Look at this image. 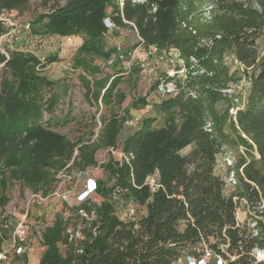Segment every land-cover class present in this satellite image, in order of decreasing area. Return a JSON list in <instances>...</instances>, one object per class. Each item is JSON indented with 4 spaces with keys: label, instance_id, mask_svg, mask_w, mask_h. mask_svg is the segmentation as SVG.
Instances as JSON below:
<instances>
[{
    "label": "trees",
    "instance_id": "1",
    "mask_svg": "<svg viewBox=\"0 0 264 264\" xmlns=\"http://www.w3.org/2000/svg\"><path fill=\"white\" fill-rule=\"evenodd\" d=\"M29 3L0 0V14L23 11ZM108 7L114 27L136 28L141 45L177 49L186 74H165L154 83L159 88L164 79L175 86L163 91L164 123L157 126L156 117H145L122 142L123 156L111 155L101 164L107 178L95 179V192H103V200L94 204L89 197L57 213L49 230L41 228L45 249L39 263L176 264L180 257L201 258L209 248L216 256L211 264L218 256L228 264H264L253 254L256 248L264 250V53L257 44L264 34V0H65L37 13L29 21L34 35L82 36L73 61L86 72L81 79L87 101L97 106L125 99L118 88L120 77L102 75L96 62H108L114 54L105 41ZM9 31L0 20V36ZM228 49L235 50L251 83L246 103L235 112L230 103L224 110L217 107L230 101L229 89L236 81L225 60ZM44 65L31 52L0 49L2 207L10 200L6 190L12 181L46 197L55 191L59 172L97 166V150L116 149L130 117L129 110L112 112L101 124L98 141H71L53 128L60 119L56 108L69 87L43 74ZM145 102L142 96L133 105ZM191 144V151L182 154ZM227 144L245 149L229 167L237 179L229 194L225 180L215 173L216 156ZM153 174L158 175L155 190L147 182ZM242 200L255 222L252 228L236 218ZM120 203L137 209L122 218ZM4 240L0 235V248ZM200 242L209 245L193 249Z\"/></svg>",
    "mask_w": 264,
    "mask_h": 264
},
{
    "label": "rangeland",
    "instance_id": "2",
    "mask_svg": "<svg viewBox=\"0 0 264 264\" xmlns=\"http://www.w3.org/2000/svg\"><path fill=\"white\" fill-rule=\"evenodd\" d=\"M65 0H30L28 7L23 10H11L5 15L10 18V33L0 37V49H19L25 52H31L39 56L45 65L41 72L51 79H59L69 87L67 94L61 99L60 104L55 111V120L53 128L64 134L73 142L79 140L98 141L101 124L104 118L109 117L112 112L126 114L129 110L130 117L135 118L134 125L125 124L118 135V147L111 150L109 147H100L96 152L97 166L91 167L83 174L77 169L60 175V180L53 194L48 197L35 196L33 190L19 181L10 182L6 193L10 200L2 207L0 212H7L16 220L22 219L28 212V217L33 223L41 226L43 231H47L53 224L57 213L64 210H70L79 205L84 198L89 195L83 193L89 188L91 181L99 178H107V172L102 169L101 164L107 161L111 155L121 158L122 142L132 134L140 125L145 117H156L155 124L161 126L167 112L161 109L163 99V90L155 88L154 83L160 78L177 76L183 78L186 74L184 61L179 57L177 49L171 48L168 51L160 50L157 47H145L140 44V38L136 30L131 26L121 28L110 27L105 35L107 48L114 51V61H106L104 58H97L96 62L102 66V75L114 77L118 75L120 82L118 88L125 94V99L121 104L99 106L89 103L86 99V88L82 82L81 74H85L81 68H76L73 57L76 54L78 46L82 43L81 35L72 36H40L30 32L29 21L40 12H47ZM113 14L111 7L107 8V18ZM111 25V23H110ZM260 52L264 53V34L257 40ZM120 45L121 50L118 49ZM121 53L124 55L121 56ZM57 56L55 61H49L48 58ZM225 60L230 70L234 73L236 81L231 83L229 89L230 101H220L217 107L224 110L230 103L231 112H235L237 107H242L248 98L251 90V83L245 74L244 65L236 58L235 50L228 49L225 54ZM250 71V70H249ZM0 67V76H1ZM92 76L89 75V78ZM161 80L166 88H173L174 85ZM146 96V102L140 103L137 107L133 105L138 98ZM194 147L193 144L185 147L181 153L186 154ZM245 155L243 146L227 144L223 150L217 154V164L215 173L221 176L226 182L225 193L229 194L233 190V181L229 173V162L233 166ZM230 160V161H229ZM104 198L103 192H93L90 194L92 203L99 204ZM240 218L244 220L243 225L252 228L253 221L247 212V206L242 200L239 204ZM137 205L129 203L127 205L119 204V214L122 218H128L133 215ZM68 214V211H67ZM210 242L215 238L211 237ZM209 245V242L197 243L194 248H202ZM32 256L42 254L45 246L39 238L33 236ZM226 248L224 245H222ZM191 248L185 250L189 252ZM253 254L264 260V251L256 248ZM15 264H26V260H15ZM181 264H189L184 260Z\"/></svg>",
    "mask_w": 264,
    "mask_h": 264
},
{
    "label": "built area",
    "instance_id": "3",
    "mask_svg": "<svg viewBox=\"0 0 264 264\" xmlns=\"http://www.w3.org/2000/svg\"><path fill=\"white\" fill-rule=\"evenodd\" d=\"M0 20L4 21L5 24L10 27L11 20L8 18L7 15L5 14H0ZM111 23V25H110ZM107 25L108 27H113L114 24L110 20V18H107ZM29 27V24H28ZM136 30V28H134ZM137 32V30H136ZM10 31L4 35L9 34ZM4 35L0 36L3 37ZM140 40L141 37L139 36ZM150 47H155V46H150ZM118 49L121 50L120 45L118 46ZM166 51V50H165ZM124 54L121 53V56ZM180 57V53H179ZM110 61H114V58H111ZM173 84V83H172ZM174 85V84H173ZM163 91H165V86L163 84L160 85ZM175 89V86L173 88H167L168 91H172ZM127 125H134L135 124V118L133 119H128L126 121ZM123 153V152H122ZM230 161V160H229ZM230 166H233L232 162H229ZM71 170H63L59 172L57 175L58 179L60 180V175L71 172ZM89 170V169H88ZM86 170V171H88ZM80 173L83 174L86 171H80ZM232 177L233 181V189L235 187V184L237 183V179L235 176V172L232 170L229 172ZM147 182L149 186L151 187L152 190H155L159 184H158V175L153 174L150 175L147 179ZM89 188L83 193V195H89L95 192V179L91 181V184L88 186ZM50 193L48 196H50ZM35 196H39L40 198L42 197L41 194L34 193ZM46 196V197H48ZM89 197L84 198V200L88 199ZM83 200V201H84ZM262 208H264V201L261 205ZM247 212L249 213V207H247ZM28 212L24 214V217L22 219L16 220L14 217L10 216L7 212H0V235L5 236V240L2 244V247L0 248V264H15V260H22V259H16L17 256H22L25 255L23 259L26 260V264H40V254L32 256V249H33V236H37L42 243V231H41V226L33 223L28 216ZM236 218L239 223H243L244 220L240 218V208L239 206L236 209ZM253 226H255V222L252 223ZM264 251V250H262ZM216 256L214 255L213 251L209 248H206L204 251V255L201 258H195L192 256H188L186 258L180 257L177 259L176 264H181L184 260H187L189 264H211L213 263V260ZM215 264H228L227 260L223 259L222 257L218 256L215 259ZM258 261H263L262 259L258 258Z\"/></svg>",
    "mask_w": 264,
    "mask_h": 264
},
{
    "label": "bare ground",
    "instance_id": "4",
    "mask_svg": "<svg viewBox=\"0 0 264 264\" xmlns=\"http://www.w3.org/2000/svg\"><path fill=\"white\" fill-rule=\"evenodd\" d=\"M72 38H75V39H76L77 37H76V36H72ZM77 39H78V38H77Z\"/></svg>",
    "mask_w": 264,
    "mask_h": 264
},
{
    "label": "crops",
    "instance_id": "5",
    "mask_svg": "<svg viewBox=\"0 0 264 264\" xmlns=\"http://www.w3.org/2000/svg\"><path fill=\"white\" fill-rule=\"evenodd\" d=\"M178 51V50H177ZM178 53H179V51H178Z\"/></svg>",
    "mask_w": 264,
    "mask_h": 264
}]
</instances>
